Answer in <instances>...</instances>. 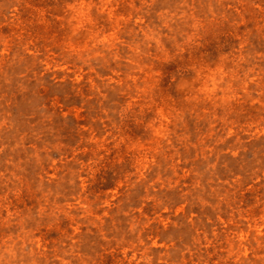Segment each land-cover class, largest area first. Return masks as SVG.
I'll return each instance as SVG.
<instances>
[{
    "label": "rangeland",
    "instance_id": "1",
    "mask_svg": "<svg viewBox=\"0 0 264 264\" xmlns=\"http://www.w3.org/2000/svg\"><path fill=\"white\" fill-rule=\"evenodd\" d=\"M0 264H264V0H0Z\"/></svg>",
    "mask_w": 264,
    "mask_h": 264
}]
</instances>
